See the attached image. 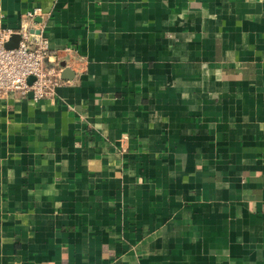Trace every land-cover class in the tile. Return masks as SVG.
Returning a JSON list of instances; mask_svg holds the SVG:
<instances>
[{"label": "crops", "instance_id": "1", "mask_svg": "<svg viewBox=\"0 0 264 264\" xmlns=\"http://www.w3.org/2000/svg\"><path fill=\"white\" fill-rule=\"evenodd\" d=\"M38 8L72 78L0 98V264H264V0H0L2 24Z\"/></svg>", "mask_w": 264, "mask_h": 264}, {"label": "built area", "instance_id": "2", "mask_svg": "<svg viewBox=\"0 0 264 264\" xmlns=\"http://www.w3.org/2000/svg\"><path fill=\"white\" fill-rule=\"evenodd\" d=\"M38 16H43L41 9L28 11L17 29L4 27L0 16V98L19 93L40 101L53 97L65 83L61 76L63 68L55 60L58 51L52 49L50 41L34 24ZM14 35H19L20 40L16 47L9 48ZM31 77L34 79L30 83Z\"/></svg>", "mask_w": 264, "mask_h": 264}, {"label": "water", "instance_id": "3", "mask_svg": "<svg viewBox=\"0 0 264 264\" xmlns=\"http://www.w3.org/2000/svg\"><path fill=\"white\" fill-rule=\"evenodd\" d=\"M37 21H41V18L39 17V18H37ZM33 31V30H32ZM36 33H39V30H36L35 31ZM19 40H20V36L19 35H14L13 37H12V39L10 40V42L8 43V47L9 48H12V47H16L17 46V44H18V42H19ZM63 67H64V70L62 71V74H61V76H62V78L63 79H71L72 78V72H71V69L69 68V67H66L65 66V63H63ZM33 77H31L30 79H29V82L31 83L32 81H33Z\"/></svg>", "mask_w": 264, "mask_h": 264}]
</instances>
